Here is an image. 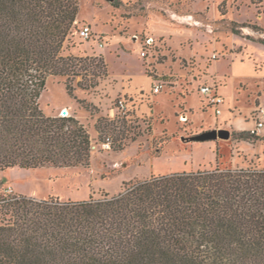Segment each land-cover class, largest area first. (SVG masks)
<instances>
[{
  "label": "trees",
  "instance_id": "trees-1",
  "mask_svg": "<svg viewBox=\"0 0 264 264\" xmlns=\"http://www.w3.org/2000/svg\"><path fill=\"white\" fill-rule=\"evenodd\" d=\"M79 13L78 0H0V172L90 165L86 126L39 104L50 78L76 98L99 85L78 76L107 73L68 54ZM0 264H264V168L153 176L84 202L1 197Z\"/></svg>",
  "mask_w": 264,
  "mask_h": 264
},
{
  "label": "rangeland",
  "instance_id": "rangeland-1",
  "mask_svg": "<svg viewBox=\"0 0 264 264\" xmlns=\"http://www.w3.org/2000/svg\"><path fill=\"white\" fill-rule=\"evenodd\" d=\"M78 1V24H90L93 37L84 41L75 33V47L68 54L102 57L107 73L99 66L94 67L99 75L94 80L90 73L78 76L73 81L75 87L79 82L88 85L99 81V85L95 89L76 87V98L67 94L64 78H50L39 104L47 116L63 117L66 109L70 116H79L92 141L90 165L8 169L0 172V198L23 195L37 200L84 202L106 194L118 195L126 185L153 176L212 170L218 165L264 168V131L253 134L249 129L235 132L227 128L231 132L229 140H182L223 129L219 125H192L190 115L188 119L186 115L190 112L185 101L188 96L197 97L200 103L197 86L201 82L214 79L215 85H225L226 79L214 71L217 62H221V70L222 63L252 64L247 78L235 83L232 80L222 93L228 104L235 96L237 104L232 111L238 117L243 108L250 110L246 118L255 128L256 112L264 107V0ZM100 38L105 48H100ZM103 50L110 52L108 63ZM110 70L116 76L124 74L125 86L131 82L127 71L133 72L136 86L143 87L146 94L150 88L146 76L165 86L153 98L148 93L141 100L139 96L132 99L141 111L139 115L135 112L132 121H118L104 130L110 124L106 109L123 97L122 93H111L118 79ZM195 97L189 99V105L195 111L196 122L215 120L216 109L199 107ZM242 133L251 135L241 138ZM108 136L113 140L110 146L106 144Z\"/></svg>",
  "mask_w": 264,
  "mask_h": 264
},
{
  "label": "crops",
  "instance_id": "crops-1",
  "mask_svg": "<svg viewBox=\"0 0 264 264\" xmlns=\"http://www.w3.org/2000/svg\"><path fill=\"white\" fill-rule=\"evenodd\" d=\"M79 18V17H78ZM161 34V33H159ZM154 41V39H151ZM105 48V47H104ZM103 54L107 60V63H108V58L110 56V52L109 51H105L103 50ZM220 64L221 62H217L215 65H214V71L218 73V75H220V77H223V79H226V82H225V85L221 87V85L217 86V90H218V93L225 99V102L224 104L222 105V114L221 115H217L218 117L214 120V119H203L202 123L201 124H198L195 120V111L194 109L191 108V106L189 105V99L192 97H195L193 95L191 96H188L185 101H186V105H187V108L190 110L189 114L186 113L187 115V119H188V116L190 115V118H191V123L192 125H207L208 128H215L216 125H219L220 127L219 128H233V130L235 132H240V131H245V130H252L253 128L251 127L253 125L252 122L248 121V119L246 118L247 115L250 114V110H245L244 108L242 109V115L239 114L240 116L238 117L236 115V113H234L232 111V109L234 108V106L237 104L236 102V98L234 96V100L232 101L231 104H228V100L227 98L223 95V91L228 87V84L229 82H231L233 80V83H235V81H237V79H242V78H247L248 77V74L251 72L252 70V64L249 63V62H237V63H232L231 66H228L226 65L225 63H222L223 65V69L221 70L220 69ZM110 69V68H109ZM111 72V70H110ZM127 74H128V77L130 78L131 82H130V85H127L125 86L124 84V81H123V77H124V74L123 75H119L121 76L122 80L119 79V76H116L114 75L113 72H111V75L112 76H116L117 79H118V82H117V85H116V88H114L111 93L112 94H120L122 93L123 94V97H129L128 99L129 100H132L133 98L137 99V96H139V100L143 99L144 97H147L148 93H150L151 95V89H152V85H153V80L151 78H149L148 76H145L149 79V82H150V88L148 90V93L146 94V92L144 91L143 87H139V86H136L135 84V74L133 72H129L127 71ZM221 80V79H220ZM203 84H210V85H215V80L212 79V80H204L203 82H201L198 86H197V94L199 95L200 97V103L197 99V97H195L199 103V107L202 106L203 108H206V109H210V107H207L205 104H203V97L200 95L198 89L201 85ZM154 97V96H153ZM152 97V98H153ZM135 104L137 101L135 100H132ZM138 105H137V109H138ZM153 111V108L150 109V112ZM202 112V110H200ZM228 111V112H227ZM141 111L138 110L137 111V114L139 115ZM106 113V116H109V117H112L114 115V113L112 112V108L110 109H106L105 111ZM203 115H207V112H203ZM73 117H75L76 119L79 120V116L77 115H73ZM184 117V116H182ZM264 131V130H263ZM186 172V171H184ZM183 173V172H181ZM187 173H190V172H187Z\"/></svg>",
  "mask_w": 264,
  "mask_h": 264
},
{
  "label": "built area",
  "instance_id": "built-area-1",
  "mask_svg": "<svg viewBox=\"0 0 264 264\" xmlns=\"http://www.w3.org/2000/svg\"><path fill=\"white\" fill-rule=\"evenodd\" d=\"M78 37L84 41H89L93 37L92 33V27L90 24H83L79 27L78 32L76 33ZM99 46L100 48L105 47V42L102 38L99 39ZM146 53L145 51L142 52V57H145ZM215 58V57H214ZM164 82L153 80V85L151 89V97L159 94L164 89ZM200 95L203 97L204 101L203 104H205L207 107L215 108L217 115L222 114V105L225 102V99L218 93L217 86L216 85H210V84H203L198 89ZM138 111L136 104L129 100L126 97H122L118 99L114 107L112 108V112L114 115L110 117L111 120L119 118H125L127 121H132L134 118V114H136ZM136 112V113H135ZM70 116V115H68ZM67 117V116H63ZM255 122V128L251 130L253 134H260L264 130V107H261L256 112V116L254 118ZM113 140L110 136L106 137V144L110 146L112 144Z\"/></svg>",
  "mask_w": 264,
  "mask_h": 264
},
{
  "label": "water",
  "instance_id": "water-1",
  "mask_svg": "<svg viewBox=\"0 0 264 264\" xmlns=\"http://www.w3.org/2000/svg\"><path fill=\"white\" fill-rule=\"evenodd\" d=\"M112 1V0H108ZM231 138V132L228 129H213L210 131L203 132L201 134L192 137H183L182 140L187 143L196 142H213L217 140H229Z\"/></svg>",
  "mask_w": 264,
  "mask_h": 264
},
{
  "label": "bare ground",
  "instance_id": "bare-ground-1",
  "mask_svg": "<svg viewBox=\"0 0 264 264\" xmlns=\"http://www.w3.org/2000/svg\"><path fill=\"white\" fill-rule=\"evenodd\" d=\"M63 115H64V116H68V115H69V110H68V109L64 110V111H63Z\"/></svg>",
  "mask_w": 264,
  "mask_h": 264
}]
</instances>
